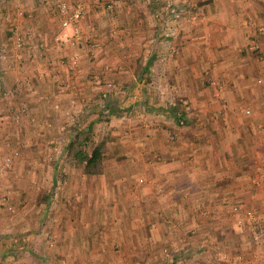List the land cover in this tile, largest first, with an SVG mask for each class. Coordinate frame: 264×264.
Masks as SVG:
<instances>
[{"label": "crops", "instance_id": "crops-1", "mask_svg": "<svg viewBox=\"0 0 264 264\" xmlns=\"http://www.w3.org/2000/svg\"><path fill=\"white\" fill-rule=\"evenodd\" d=\"M49 1L5 0V7L10 2L11 10L4 17L28 35L27 47L18 49L16 68L9 63L12 44L0 41V83L14 82V100H24L28 112L37 115L41 121L37 128L48 130L63 124L61 110L52 109L51 104L58 100L66 106L68 93H55L51 79L58 70L62 81L72 77L62 73L64 67L58 57L75 53L80 55L79 76L81 71L86 75L109 63L103 77L112 86L122 84V89L111 94L112 103L99 104V110L110 116L124 110L129 115L123 124H132L135 121L129 117L140 113V124L146 128L151 120H143L154 116L157 109L166 112L172 101H180L189 108L184 110L189 124L177 127L168 115L164 130L153 132L154 128L148 127L132 142V146H139L140 154L129 158L130 162L126 160L129 165L118 163V156L113 155L114 167L106 169L103 165L100 173H82L95 183L86 187L80 188L77 171L75 175L69 173L65 189L55 191L54 165L50 171L40 166L33 170L27 165L29 160L15 159L8 173L13 183L28 175L44 178L48 174L51 181L43 191L44 201L37 198V202L25 200V195L35 190H27L20 182L14 185L19 195H14L17 212L8 217L0 210V264L10 259L21 261L18 242L22 225L27 219L33 224L42 217L59 243L49 252L53 257L73 251V256L97 258L98 264H108L112 256L106 250L114 240L123 256L134 253L144 258L147 245L153 247L166 239L182 243L184 234L192 232L196 237L193 247L203 249L204 243L217 237L216 246L228 257H233V250L240 248L234 244L239 243L243 249H239L240 257H250L252 264H264L260 245L246 250L236 217L244 214L247 202L258 204L264 192L251 183L256 169L264 166V148H253L254 140L264 139L256 127V121H264V87L255 83V77H264V63L251 59L246 50L251 40L264 50V28H258L264 27V0H122L125 6L114 4L106 13L97 7L108 0H80L85 16L80 28L91 35V42L80 48L61 47L64 50L58 53L51 40L58 20L54 0ZM156 1L162 3L160 8ZM171 1L179 11L173 19L177 24L171 35L165 36L163 13L168 14L166 4ZM106 24H111V30ZM28 47L40 51L39 61L28 58ZM53 48L55 51L45 52ZM169 48L176 52H169ZM79 76L77 80L82 83ZM155 80L166 87L164 97L157 102L149 100L152 96L147 91ZM93 88L95 85L92 90L97 91ZM236 102L249 105L251 118L234 111ZM32 150L28 149L25 156L38 158L31 155ZM132 169L141 171L142 185H134ZM53 193H58L54 199ZM254 193L257 196H252ZM50 208L56 221L46 218L48 211L50 217L53 214ZM202 209L211 213L210 219L202 217ZM167 226L172 229L165 230ZM33 240H29V247ZM29 247L31 251L33 245ZM49 254L43 258L47 260Z\"/></svg>", "mask_w": 264, "mask_h": 264}, {"label": "rangeland", "instance_id": "rangeland-1", "mask_svg": "<svg viewBox=\"0 0 264 264\" xmlns=\"http://www.w3.org/2000/svg\"><path fill=\"white\" fill-rule=\"evenodd\" d=\"M114 1V0H108L103 1L99 4L97 8H102L103 13L108 12L109 7H107V3ZM50 3V1L48 0ZM73 2V1H72ZM158 4L157 6H161L162 3L159 1H156ZM172 2V1H171ZM5 0L0 1V41L8 43L10 42L12 44V28H14V25L11 23V20L9 18H5L4 16L6 13H8L11 8H8V5L10 2H6L5 7ZM55 6V0L53 1ZM116 5H120V7L125 6V3L122 2V0H118V2L114 3ZM112 4V5H114ZM175 4V3H172ZM4 5V7H3ZM51 8H53V5L50 4ZM17 6L14 5L13 10L15 11ZM113 7V6H112ZM160 8V7H159ZM7 10V11H6ZM54 14L55 8H54ZM57 17V16H56ZM85 17V16H84ZM164 17V31L165 36L171 35V29L175 27L177 24L176 21H173V17L169 14L165 16V12L163 13ZM58 20V18H57ZM81 22V21H80ZM108 25L107 30H111V24ZM6 28L7 31H9L6 34ZM81 37H86L85 40H82L79 44L74 45V47L80 48V45H87L88 42H91V35L88 34L85 31H81ZM19 34L22 36L23 43L19 47H27L26 41L28 40V35L23 34V32L19 29ZM30 36V35H29ZM264 36V35H262ZM94 37V36H93ZM4 40V41H3ZM52 40V35H51ZM53 42V41H52ZM253 44L255 46V49L251 50L248 49V45ZM255 44L254 40H251L246 45V50L248 52V55L251 59L254 60H263L264 63V50H260L259 46ZM53 47L55 48L56 52L63 51L64 49L61 47V45H56L54 43ZM52 48V47H51ZM53 49L46 50L45 52L51 53ZM259 49V50H258ZM29 57L32 58L33 61L36 59L39 61L40 51L36 49L29 50V47L27 48ZM54 50V51H55ZM66 50V49H65ZM169 52L174 53L176 52L174 49H168ZM238 52H241L240 50H237ZM11 60L9 63L11 66H14L16 68V57L18 54V50H15L12 44V51H11ZM75 56L69 57L68 55H62L59 56V62L62 63L64 67V72L68 75H71L72 77H69L68 80L62 81L66 85L64 91L67 92V102L68 104L66 106L61 105L62 103L58 100L54 101L51 105V108L54 110H61V115L63 117V124L54 126L53 129H39L38 124L41 122L36 117L37 115L30 114L28 112V105L24 100H14V95L17 93L15 89L14 82L11 84L3 85L0 83V156L11 149L17 150V157L14 158L19 160L24 159L28 162H26L27 165H30L31 168L34 170L36 167L50 171L52 166L54 165L56 167V172L54 173L55 182L53 184V187L58 190H63L65 187H67V178L70 175L69 173H72L75 175V172L79 171L80 176V188L86 187L89 185H95L94 181L92 179H87L86 176H83L80 166L76 163L75 158L72 156L66 155V145L68 143V140L70 139V136L73 132V128L76 125H83L87 121L91 120L93 122L91 126L92 130V139H98L102 136H106V140L104 142L103 150H104V156H103V165L106 167V169L111 168L109 165L112 166L113 161H111L113 155H117L118 157L115 160H118V163H123L124 165H129V163H126L125 161H129V158L134 157L133 155H139L140 150L139 146H132V142L135 141L136 137L140 136V133L144 135V131L148 129V127L152 126L154 129L153 132L157 130H164V123L165 118L168 116L164 109H157L156 112L153 114L154 116L147 117L144 121L147 119H150L151 122L147 123L148 126L145 128L140 123V119L142 116H140V113H132V116L129 118L132 119V124H123V121L126 120L128 117V113H126L124 110H119L115 113H112L111 116L108 114L109 112L105 113L102 110H99L98 105H107L111 104V94L116 89H122V84L119 83H112L108 80H106L103 76L105 75V70L107 71L110 69L109 63H103L100 67V71L94 70L91 72L81 71L82 74L79 76V61H80V55L75 53ZM240 54V53H239ZM262 54V56H261ZM69 57V58H68ZM7 58V57H6ZM8 61V60H7ZM104 71V72H103ZM57 72V73H56ZM54 73L56 74L59 79L62 80L61 72L58 70ZM208 74V73H207ZM77 76L80 77V80L82 83H79L77 80ZM259 77V76H258ZM255 77V83L257 85H262L264 87V77L260 76L261 82H256ZM104 78V79H103ZM20 80V79H19ZM16 81V80H15ZM53 83V91L58 93L57 90V84L56 81H54L53 76L51 79ZM17 82V81H16ZM110 83V84H109ZM82 84V85H81ZM95 85L96 88H93L94 90L97 89V91L92 90V86ZM86 86L88 88H86ZM90 87V88H89ZM87 89L85 91L84 89ZM99 89V91H98ZM62 91V92H64ZM149 94H151V98L149 100L159 101L160 97L166 92V87L161 83L160 81H153L150 84V88L147 90ZM60 93V92H59ZM164 97V96H162ZM174 104V102H171ZM239 104V105H238ZM171 105V104H170ZM185 104L183 103V107ZM169 106V105H168ZM168 106L165 107V109L168 108ZM234 106V111H239L241 114H243V118L249 119L251 118V114L253 113L252 109L249 107V105H242L238 102H236ZM9 108V109H8ZM249 109V114L244 113V109ZM185 111L189 110V108L185 109ZM2 111H5V114L2 113ZM141 112V111H137ZM158 113V114H157ZM236 116V114H234ZM196 116V115H195ZM221 115H219L220 117ZM185 119H182L180 121H175V125L177 127H182L184 125L189 124V115L185 114ZM112 119V122L110 120ZM127 121V120H126ZM201 122V121H199ZM256 127L259 129L258 135L259 137H264V121H256ZM40 125V124H39ZM135 126V128L131 129L130 126ZM161 128H160V127ZM145 128L141 131L142 128ZM13 128V129H12ZM151 131V130H150ZM256 131V132H257ZM155 134V133H153ZM16 138L15 140L13 139ZM12 138V139H11ZM254 140V146L256 148H260V151H263L264 144L263 138ZM34 147V151L32 150ZM28 149L32 150L33 152H30L38 155L37 156H25L28 153ZM88 149V147H87ZM256 150V149H254ZM13 160V162H14ZM154 160L156 158L154 157ZM13 162L11 164V167L13 165ZM130 162V161H129ZM116 163L117 165H119ZM103 167V166H102ZM114 167V165L112 166ZM39 168V169H40ZM54 168V167H53ZM118 168V167H117ZM264 166H260V168H257L255 171V175L252 176L251 183H253L255 186H257V189L264 188ZM11 169V168H10ZM9 169V170H10ZM55 170V169H54ZM133 170L132 180L134 182V185H142L143 179H142V173L141 171ZM137 172V173H135ZM9 171L0 178V187H2V190L5 191L8 195V200L11 204L14 205L15 211L13 213H10L8 215L12 216L15 212H17V206L15 203H17L16 196L19 197L18 191H14L17 186H14L16 182H20L21 184H24L28 187L27 190L30 191H36L28 192L25 195V200L31 201V202H37V198H39L40 201H44V192L45 187L50 185L51 178L50 176H45L44 178H38L28 175V177H22L19 181L13 179H9L8 174ZM31 174V170H30ZM85 178V179H84ZM74 180V178H73ZM76 184V183H75ZM254 189V188H253ZM260 189V190H261ZM13 191V192H12ZM17 194H16V193ZM16 194V196H14ZM54 194V193H53ZM55 195V196H54ZM53 195L56 198L57 194ZM259 195V194H258ZM252 196H257V193L252 194ZM14 197V200H13ZM261 201H259L258 204L255 205L254 202L249 201L247 202L244 210V214L239 213L236 216L239 217V220L237 222V227H240V233L244 237L246 250H250V248L253 247V245H260L261 252L264 253V192H262L261 197L259 198ZM258 202V199H256ZM72 202V201H71ZM254 203V204H252ZM69 208H71L68 205ZM53 213L52 216H49L50 211H48V216L46 218H50L51 221H56L55 213L53 209H49ZM200 214L202 217L210 219V212L207 210H200ZM3 215V214H1ZM235 217V220L237 219ZM53 219V220H52ZM72 220V218L70 219ZM32 224L28 219L27 222L22 225V231L21 238L19 239V244L21 245V248H18L21 252L20 257L21 261L16 259H10L7 264H12L15 262L16 264H98L97 258H80L76 255H72V253L68 255L60 254L61 258L59 257H53L52 254H49L51 250L57 248L58 244L56 241V238L53 234V232L50 230L51 228L48 225V221L45 218L37 219L33 221ZM22 223V222H21ZM73 224V223H72ZM249 227H248V226ZM1 228V227H0ZM172 229L171 226L165 227V230ZM12 231V230H11ZM244 231V232H243ZM185 232V231H184ZM151 233V232H150ZM171 236V235H169ZM183 236V235H182ZM184 240L183 244L171 240L166 239L163 240L164 242L158 243L155 246L151 247L147 245V252L146 256L144 258H140L136 254H132L130 257L123 256V252L120 249V246L117 242L110 241L108 246V251L110 255L112 256V259H110L108 264H252V261L250 262V257H240L237 258L238 254H241L242 246H240L239 243H235L234 246H239L240 248H235L233 250L232 258L228 257L227 252L224 249H221L220 246H216L215 241H217V237H212L211 241H207L204 243V248L200 246V249L196 246L193 247L191 243H195V235L194 233H185L184 234ZM233 237V236H232ZM34 240L32 243H30L29 247V240ZM177 238V237H175ZM206 241V239H205ZM242 241V240H241ZM31 242V241H30ZM177 243V244H176ZM1 245V244H0ZM25 245V246H24ZM33 245V249L29 251L28 247L31 248ZM213 247V248H212ZM248 247V248H247ZM240 252V253H238ZM48 253V259L45 260V257L43 258V254ZM79 255L80 252L78 251ZM260 252H258L259 254ZM54 254V253H53ZM222 254H225L223 257ZM78 255V254H77ZM230 255V256H231ZM241 256V255H240ZM239 261V263L237 262Z\"/></svg>", "mask_w": 264, "mask_h": 264}, {"label": "built area", "instance_id": "built-area-1", "mask_svg": "<svg viewBox=\"0 0 264 264\" xmlns=\"http://www.w3.org/2000/svg\"><path fill=\"white\" fill-rule=\"evenodd\" d=\"M116 3L115 1H111L107 3V7H112V4ZM173 2H167L166 8H168V14L176 19V15L178 14V10L173 7ZM55 13L58 18V29L52 34V41L56 45L61 46H74L79 44L82 40H85L86 37H81L80 32V21L84 17V5L80 0H75L70 2L68 0H55ZM259 30H263V26L260 25ZM19 30L14 27L12 28V44L15 50H18L21 44L23 43L22 36L19 34ZM248 49H255L253 44L248 45ZM262 56V54H261ZM54 81L57 84V90L59 92L64 91L66 85L62 83V80L57 77V75H53ZM256 82H261V78H256ZM245 114H249V109L245 108ZM181 122V120H179ZM17 157V150L11 149L10 151L2 154L0 156V178L4 176L9 169L11 168V164L14 158ZM0 210L5 211L10 214L15 211V207L8 200V195L5 191L0 187ZM223 257L225 254H222ZM237 258H240V255H237Z\"/></svg>", "mask_w": 264, "mask_h": 264}, {"label": "trees", "instance_id": "trees-1", "mask_svg": "<svg viewBox=\"0 0 264 264\" xmlns=\"http://www.w3.org/2000/svg\"><path fill=\"white\" fill-rule=\"evenodd\" d=\"M166 114L175 121L185 119L183 103L177 101L169 105ZM92 124L93 122L89 120L83 125H76L66 145V155L75 158L81 172L85 175L100 173L103 166V146L106 136L92 139Z\"/></svg>", "mask_w": 264, "mask_h": 264}]
</instances>
